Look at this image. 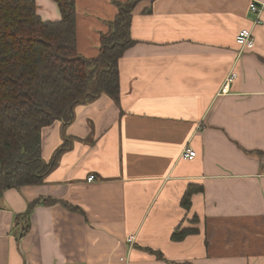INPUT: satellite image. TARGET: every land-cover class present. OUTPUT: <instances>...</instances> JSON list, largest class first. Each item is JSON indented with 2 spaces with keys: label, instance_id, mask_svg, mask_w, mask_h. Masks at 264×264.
I'll return each mask as SVG.
<instances>
[{
  "label": "crops",
  "instance_id": "0c3cea01",
  "mask_svg": "<svg viewBox=\"0 0 264 264\" xmlns=\"http://www.w3.org/2000/svg\"><path fill=\"white\" fill-rule=\"evenodd\" d=\"M35 1L61 18L56 0ZM125 1L75 0L82 55H99ZM252 1L138 0L119 99L44 127V160L63 148L45 182L0 195V264H264V11L253 25ZM243 27L256 44L240 51ZM190 186L203 188L187 210ZM179 224L198 230L173 240Z\"/></svg>",
  "mask_w": 264,
  "mask_h": 264
},
{
  "label": "trees",
  "instance_id": "16d2710c",
  "mask_svg": "<svg viewBox=\"0 0 264 264\" xmlns=\"http://www.w3.org/2000/svg\"><path fill=\"white\" fill-rule=\"evenodd\" d=\"M56 2L61 18L49 20L39 15L35 0H0V195L7 188L45 182L63 148L51 161L44 160V127L58 120L71 122L79 103L103 93L117 101L121 93L119 61L134 42L129 27L138 0L120 3L110 31L101 34L99 55L92 58L78 50L75 0ZM202 188L187 189L185 209H190L194 191ZM55 201L82 211L63 199H43ZM37 202H30L23 214L27 222L22 233L30 228L29 214ZM197 230L179 224L172 239Z\"/></svg>",
  "mask_w": 264,
  "mask_h": 264
},
{
  "label": "built area",
  "instance_id": "2783aa9c",
  "mask_svg": "<svg viewBox=\"0 0 264 264\" xmlns=\"http://www.w3.org/2000/svg\"><path fill=\"white\" fill-rule=\"evenodd\" d=\"M249 8L256 14L255 20L253 21V25L262 22L261 15L264 11V1L253 0L252 2H250ZM235 40L239 45L240 51L243 49H252L255 47L256 44V40L254 39L253 35V29L248 27L241 28V30L237 33ZM237 75L238 73L235 70H232L228 73L227 77L225 78L222 91H226L228 89V86L230 84L229 82L235 77H237ZM196 153V150L192 146L187 145L182 149L180 156L184 159H194L197 156ZM94 177V174H91L89 176L90 179H93ZM133 239L134 236H129L128 242L132 244Z\"/></svg>",
  "mask_w": 264,
  "mask_h": 264
}]
</instances>
